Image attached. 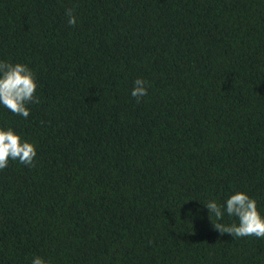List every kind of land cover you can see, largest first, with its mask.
<instances>
[{"label":"trees","instance_id":"trees-1","mask_svg":"<svg viewBox=\"0 0 264 264\" xmlns=\"http://www.w3.org/2000/svg\"><path fill=\"white\" fill-rule=\"evenodd\" d=\"M0 60L39 98L0 108L36 149L0 169V264H264L184 220L233 190L264 214V0H0Z\"/></svg>","mask_w":264,"mask_h":264},{"label":"clouds","instance_id":"clouds-1","mask_svg":"<svg viewBox=\"0 0 264 264\" xmlns=\"http://www.w3.org/2000/svg\"><path fill=\"white\" fill-rule=\"evenodd\" d=\"M65 15L68 25L76 24L77 18L72 14V9H65ZM132 84L129 94L139 102L147 95V81L137 77ZM36 87L34 73L28 64L0 60V108L27 118L30 105L37 103L39 99L35 95ZM35 156L36 149L32 142L22 138L11 126H0V169L6 168L10 161L31 166ZM196 201L197 207L185 210V221L192 224V221L203 218L204 209H207V218L210 220V216L214 217V221L210 220L211 226L219 235L264 238V214L258 210L256 199L245 191L233 190L230 194L224 193L220 201L216 198L206 199L203 203ZM226 217H234L235 220L226 222ZM28 264L51 262L43 256L33 254Z\"/></svg>","mask_w":264,"mask_h":264}]
</instances>
